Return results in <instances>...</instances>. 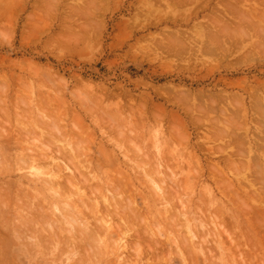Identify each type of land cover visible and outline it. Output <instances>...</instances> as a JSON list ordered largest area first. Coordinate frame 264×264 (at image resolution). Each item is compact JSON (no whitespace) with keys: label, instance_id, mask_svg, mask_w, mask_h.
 <instances>
[{"label":"rangeland","instance_id":"374dc122","mask_svg":"<svg viewBox=\"0 0 264 264\" xmlns=\"http://www.w3.org/2000/svg\"><path fill=\"white\" fill-rule=\"evenodd\" d=\"M197 2L202 6L201 19L206 24L201 29L193 27L185 35L168 24L145 30L139 14L131 21L139 26L131 29L117 17L105 26L111 33L107 42L109 49L122 48L125 37L137 35L136 50L131 59L126 54L104 59L96 52L99 47L96 0H0V163L6 162L0 166V199L5 201L0 200L3 203L0 204V236L5 241L0 239L3 241L0 245L14 250L22 264H79L81 261L80 264H139V261L164 264L170 254L176 264H192L194 260L196 264H259L261 261L264 264V240H261L264 233H260L264 232V142L249 126L247 114L241 113L226 94L214 92L211 85L207 90L191 91L162 78L163 69L153 73L155 78L146 77L139 70L140 66L175 62L191 54L193 49L204 57L210 54L215 58L223 54L220 39L229 46L247 43L243 36L232 35L230 39L231 34L216 35L219 31L216 20L221 18L218 9H222L221 3L226 4L225 0ZM141 12L150 19L155 18L157 23L170 15L173 20L191 15L187 0H143ZM249 104L257 117L264 113V98L258 92L250 97ZM39 115L48 124L46 127ZM51 116L57 119L53 126L57 125L59 133L50 128ZM221 128L225 132L221 133ZM55 133L57 136L65 133L66 138L61 136L64 140L59 137L60 140ZM44 136L51 138L53 144L48 145L51 142L45 141ZM65 143L67 146H63ZM58 144L62 145L59 153L66 154V158L68 152L72 151L75 156L79 154L76 149H80L79 159L74 157L70 165L83 160L79 165L89 179L84 183L86 187L82 184L85 180L79 181L78 175H74L78 186L84 185L75 192L65 174L74 171L79 174L78 169L68 167L70 162L56 154L57 150L51 153L59 162L58 158L63 157L65 161L60 163L68 165L66 168L71 171H64L65 166L48 155L49 149L45 147L59 149ZM30 150L41 156L46 153L45 157H33ZM52 160L60 164L61 178L51 177ZM47 161L48 165L50 161L52 164L48 166ZM21 162L29 167L22 166ZM40 162L46 163L47 168ZM252 164L255 165L250 167ZM156 167L159 171L152 172L150 177L149 171H155ZM43 178L52 184L49 186L50 182ZM62 182L66 184L64 188ZM91 185L99 186L100 192L92 190ZM60 188L64 189V197L59 195ZM3 191H8L9 196ZM80 194L87 200V211L93 207L97 210L96 216L104 215L101 213L104 209L110 210L107 211L110 216L105 214L102 221L114 233L127 227L128 219L134 224L125 233L128 236L120 237L122 240L117 233L112 236L114 241L109 239V242L107 236H102L101 242L93 243L101 250L99 255L81 238L83 233L77 237L76 228L85 229L86 225L90 231L100 226L90 213L87 215L91 217H87L85 208L73 202L76 200L73 197L78 199ZM118 200L121 207L117 206ZM114 206L119 212L113 211ZM123 206L126 209L130 206L133 213L125 211ZM124 211L129 212L125 213L127 219L122 216ZM64 212L76 219V225L71 224V217L67 218ZM134 219L139 220L134 222ZM153 222L162 227L157 225L163 232L162 237L156 233ZM139 242L143 244L140 246L143 253L136 254L132 246ZM60 248H65L64 252Z\"/></svg>","mask_w":264,"mask_h":264},{"label":"clouds","instance_id":"9594fccd","mask_svg":"<svg viewBox=\"0 0 264 264\" xmlns=\"http://www.w3.org/2000/svg\"><path fill=\"white\" fill-rule=\"evenodd\" d=\"M142 2L143 0H96L95 7L99 16L97 29L99 47L96 52L104 59L125 54L131 59L136 50L134 45L137 35L125 37L124 47L113 46L111 50L109 49L107 42L111 38V33L105 26L117 17L125 22L126 28L131 29L139 26V24L131 23L139 14L145 30L153 27L158 29L161 25L168 24L174 30L178 28L181 35L205 23L201 19L204 11L197 0H187L191 15L175 20L170 15L166 20L162 19L160 23H157L155 18L150 19L143 15ZM225 2L234 7L224 11L225 7L222 4L221 18L217 22L219 31L216 35L243 36L247 38V43L229 46L224 40H220L223 54L215 58L210 54L209 57H204L193 49L191 54L179 57L175 62L149 65L147 68L140 66L139 70L146 77L155 78L153 73H159L163 69L165 75L162 78L170 79L191 91L207 90L211 85L214 92L221 96L226 94L236 103L241 113L247 114L249 126L260 135L264 142V113H260L257 117L249 104L250 97L257 92L264 98V0H225ZM229 11L232 12L231 15ZM242 24L245 27H242ZM0 264H22V262L15 257L14 250L0 245ZM192 264H196V261L194 260Z\"/></svg>","mask_w":264,"mask_h":264},{"label":"bare ground","instance_id":"6f19581e","mask_svg":"<svg viewBox=\"0 0 264 264\" xmlns=\"http://www.w3.org/2000/svg\"><path fill=\"white\" fill-rule=\"evenodd\" d=\"M47 1H48V0H47ZM49 1H50V0H49ZM48 3H49V2H48ZM223 3H224V2H223ZM174 4H175V3H174ZM48 5H49V4H48ZM221 5H222V3H221ZM223 5H226V6H224V7H225V8L223 9L224 11H228V9H230L231 7H234V6H232V5H229L228 3L223 4ZM223 5H222V6H223ZM222 8H223V7H222ZM214 10H215V8H214ZM218 10H220V11H218V12H221V9H218ZM212 12H213V11H212ZM229 14L231 15L232 12L229 11ZM205 17H206V16H205ZM215 17H216V16H215ZM209 18H210V17H209ZM212 18H213V17H211L210 19H212ZM216 18H217V17H216ZM219 18H220V16H219ZM212 20H213V19H212ZM219 20H220V19H219ZM219 20H216V27H217V21H219ZM210 21H211V20H210ZM205 24H206V23H205ZM207 24H208V23H207ZM208 25H210V24H208ZM214 25H215V24H214ZM242 26H243V25H242ZM208 27H209V26H208ZM216 27H215V28H216ZM199 29H201V28H199ZM213 30H214V29H213ZM207 32H208V31L206 30V33H207ZM209 33H210V32H209ZM209 33H208V34H209ZM212 33H213V32H212ZM212 33H211V34H212ZM220 36H221V35H220ZM205 37H206V36H205ZM211 37H213V36H211ZM230 37H232V35H230L229 38H230ZM213 38H215V37H213ZM225 38H226V37H225ZM217 39H218V38H217ZM227 39H228V37H227ZM227 39H226V40H227ZM230 39H231V38H230ZM206 40H207V39H206ZM212 40H213V39H212ZM212 40H210V41H211L210 43L213 42ZM220 40H222V39H220ZM183 41H184V40H183ZM199 42H200V41H199ZM207 42H208V41H207ZM215 42H216V41H215ZM194 44H195V43H194ZM181 45H183V44H181ZM196 45H197V44H196ZM202 45H205V44H202ZM207 45H208V44H207ZM217 46H218V45H217ZM220 46H222V45H220ZM204 47H206V46H204ZM207 47H208V46H207ZM182 48H183V47H182ZM184 48H185V47H184ZM199 48H200V46H199ZM212 48H213V47H212ZM217 48H218V47H217ZM210 49H211V48H210ZM186 98L188 99V97H186ZM255 100H256V99H255ZM120 103H121V102H120ZM45 105H46V104H45ZM260 105H261V104H260ZM122 106H123V105H122ZM258 106H259V105H258ZM258 106H257V107H258ZM259 107H260V106H259ZM261 107H262V106H261ZM261 107H260V108H261ZM263 107H264V106H263ZM41 108H42V107H41ZM122 108H124V107H122ZM252 108H254V107H252ZM260 108H259V109H260ZM42 109H43V108H42ZM124 109H125V108H124ZM237 110H238V109H237ZM237 110H236V111H237ZM252 110H253V109H252ZM257 110H258V109H257ZM261 110H263V109H261ZM253 111H254V110H253ZM234 113H235V112H234ZM261 113H262V112H261ZM7 114H8V113H7ZM48 115H49V114H48ZM5 116H6V114H5ZM52 116H54V115H52ZM52 116H51L50 119L53 121V123H52V127H50V128L52 129V132L57 131V132L59 133V131H58V127H56L57 125L53 126V124H55V123L57 122V119H55V117H54L55 120H53V119H52V118H53ZM38 117H39V118L41 117V122H43V118H42L43 116H42V115H41V116L39 115ZM45 117H46V116H45ZM45 117H44V118H45ZM49 117H50V116H49ZM46 118H47V117H46ZM4 119H5V118H4ZM8 119H9V118H8ZM0 120H1V119H0ZM46 121H48V120H46ZM60 121H61V120H60ZM60 121H58V122H60ZM3 122H4V121H3ZM41 122H40V123H41ZM54 122H55V123H54ZM30 123H31V122H29V124H30ZM33 123H34V122H33ZM40 123H39V124H40ZM48 123H49V122H48ZM232 123H233V122H232ZM27 124H28V123H27ZM29 124H28V125H29ZM41 124L43 125V127H46V126L48 125V124H44V122L41 123ZM2 125H3V124H2ZM31 125H32V124H30L29 126L31 127ZM42 125H41V126H42ZM44 125H45V126H44ZM230 125H231V124H230ZM3 127H4V126H3ZM54 127H56L57 129H54ZM32 128H33V126H32ZM32 128H31V129H32ZM47 128H49V127H47ZM33 129H34V128H33ZM53 129H54V130H53ZM60 129H61V128H60ZM46 130H47V129H46ZM49 130H50V129H49ZM221 130H222V128H221ZM23 131H24V130H23ZM223 131H224V130H222L221 133H222ZM28 132H29V131H28ZM28 132H27V133H28ZM32 132H33V130H32ZM217 132H218V129H217ZM224 132H225V131H224ZM23 133H25V132H23ZM48 133H49V132H48ZM48 133L46 132L45 134H48ZM21 134H22V133H21ZM25 134H26V133H25ZM33 134H34V133H33ZM55 134H56V133H55ZM26 135H27V134H26ZM26 135L24 136V138L26 137ZM28 135H30V134H28ZM74 135H75V133H74ZM77 135H78V134H77ZM217 135H218V134H217ZM220 135H221V134H220ZM31 136H33V135L31 134ZM48 136L52 137V135H50V134H49ZM61 136H63V138H64V137H65V133H64V134H60V135H58V136H57V134H56V138H59V137L62 138ZM0 137H1V136H0ZM44 137H45V136H44ZM75 137H77V136L75 135ZM217 137H218V136H217ZM220 137H221V136H220ZM45 138H46V139L43 138L45 141H47V139H49L48 137H45ZM60 138H59V139H60ZM63 138H62V140H64L66 137H65L64 139H63ZM77 138H78V137H77ZM129 138H131V137H129ZM133 138H134V137H133ZM20 139H21V138H20ZM34 139H35V138H34ZM37 139H38V138H37ZM54 139H55V138H54ZM260 139H261V138H260ZM260 139H259V140H260ZM49 140H50L49 142H51V143H49L48 145H52L53 142L51 141V138H50ZM60 140H61V139H60ZM66 140H67V139H66ZM129 140H130V139H129ZM129 140H128V141H129ZM131 140H132V138H131ZM131 140H130V141H131ZM29 141H30V140H29ZM80 141L82 142V140H80ZM80 141H79V142H80ZM54 142H55V141H54ZM79 142H77V143H79ZM60 144H61V141H60ZM60 144H58V145H59V149H58L57 147L55 148V147H53V146H51V147H53V149H52L50 146H48V148L45 147V149H49V150H50V152H49V150H48V153H49L48 155H52V156H53V154L51 153V150H53V151H54V150H57V151L59 150V151H61V150H60V148H61L60 146H62V145H60ZM40 145H42V144H40ZM65 145H66V143H65L63 146H65ZM46 146H47V145H46ZM66 146H67V145H66ZM79 146H81V145L79 144ZM40 147H41V148H44L43 145L40 146ZM49 147H50L51 149H50ZM77 147H78V146H77ZM258 147H259V146H258ZM21 148H22V147H21ZM72 148H73V146H72ZM80 148H81V147H80ZM261 148H263V147H261ZM1 149H2V148H1ZM45 149H44V150H45ZM61 149H62V148H61ZM69 149H70V148H69ZM73 149H74V148H73ZM239 149H240V148H239ZM239 149H238V152H239ZM241 149H242V148H241ZM74 150H75V149H74ZM79 150H80L79 148H78V150L76 149V151L80 154L81 152H79ZM81 150H82V149H81ZM260 150H261V149H260ZM1 151H2V150H1ZM57 151H55L54 153H56ZM59 151H58V153H56V154H60V156H63V155H61V152L59 153ZM69 151H71V150H69ZM29 152L33 155V157H34V156H39V157H42L41 159H43V156L46 154V153H41V154L43 155V156H41L40 154H38V153H36V152H31V150H30ZM67 152H68V151H67ZM77 152H76V153L74 152V153H75V154H78ZM33 153H34L35 155H34ZM39 153H40V152H39ZM50 153H51V154H50ZM236 153H237V152H236ZM239 153H240V152H239ZM31 154H30V155H31ZM67 154H68V158H69V155H70V160H68V158L65 157V156H67V155L64 154L63 157L66 158V162H68V161H69V162H70V161L73 162L72 160L75 161L76 158L79 159L78 157L81 155V154H80V155L78 154V155H75V156H74V154H73L72 151H71V152H68ZM82 154H83V153H82ZM30 155H29V156H30ZM102 155H103V154H102ZM255 155H256V154H255ZM29 156L27 155L26 157H29ZM46 156H47V155H46ZM54 156H55V155H54ZM54 156H53V157H54ZM256 156H257V155H256ZM44 157H45V156H44ZM63 157H62V158H58V160L63 161ZM71 157H72L73 159H72ZM74 157H76V158H74ZM30 158H31V156H30ZM30 158H29V159H30ZM255 158H256V157H255ZM47 159H48V157H47ZM52 159H53V158H52ZM54 159H56V158L54 157ZM101 159H103V158L101 157ZM44 160H46V158H44ZM104 160H105V159H104ZM104 160H102V161H104ZM22 161H23V160H22ZM26 161H28V160H26ZM61 161H60V162H61ZM64 161H65V160H64ZM64 161L61 162V163H64ZM256 161H257V160H256ZM19 162H20V160H19ZM55 162L57 163V162H59V161H57V159H56ZM60 162H59V163H60ZM71 162H70V163H67V164H68V165H70V164L72 165ZM82 162H83V160H82ZM82 162H77V160H76V163L73 164L74 166L76 165V168H75L74 166H71V165H70V166H68V165L65 166V164H61V163H60L62 166H65L64 168H66V167L68 166V167H72V169H78L79 174H78V173H75V174H74V172H76V171H74L73 174H71L70 172H67V173H69L70 176L67 175V174H65L66 176H68V177L65 178L66 181H67V178H69V181H67V182L69 183V185H70V186L72 185L73 189H74V187L76 188V189H75V192H76V190H79L81 187H83L85 184H87V183H86L87 176H86V174H84V172H82V170L80 169V165H79V163L83 164ZM105 162H107V161L105 160L104 163H105ZM246 162H247V161H246ZM1 163H2V164H5L6 162H5V160H4V163H3V162H1ZM1 163H0V166L2 167L3 165H2ZM23 163H24V162H23ZM23 163L21 162L22 166L25 165L26 168L29 167V166H27L28 164H23ZM26 163H27V162H26ZM46 163H47V165H48L49 161H47ZM46 163L42 164V163L40 162V165L42 164V165H44L43 167H46V168H47ZM52 163L54 164V161H53V160H52ZM52 163H51V161H50V164H49V165H51ZM59 163H58V164H54V166L52 165V166L54 167V168L52 169L53 172L51 173V177H52V178H61V177H62V175H60L61 172H62V170H61L62 168H61V166H60ZM238 163L240 164L241 162H238ZM21 164H20V165H21ZM241 164H242V163H241ZM243 164H245V163H243ZM256 164H257V163H256ZM42 165H41V166H42ZM45 165H46V166H45ZM49 165H48V166H49ZM254 165H255V164H252V165H250V167H251V166L253 167ZM259 165H260V164H259ZM245 166H246V165H245ZM260 166H261V165H260ZM1 167H0V169H1ZM8 167H9V165H8ZM73 167H74V168H73ZM236 167H237V166H236ZM11 168H12V167L10 166V169H11ZM239 168H241V166H240ZM242 168H244V165H243ZM257 168H258V167H257ZM234 169H236V168L234 167ZM237 169H238V168H237ZM244 169H246V168H244ZM252 169H253V168H252ZM11 170H12V169H11ZM66 170H68V168H66L64 171H66ZM150 170H151V169H150ZM152 170H153V169H152ZM152 170L149 171V173H148V174L150 175V177H151L152 172L154 173V172H157V170L159 171V168L156 167L155 171H152ZM239 170H240V169H239ZM241 170H242V169H241ZM241 170H240V171H241ZM250 170H251V169H250ZM256 170H257V169H256ZM258 170H260V169H258ZM64 171H63V172H64ZM68 171H71V168H69ZM72 171H73V170H72ZM219 171H220V170H219ZM240 171H239V172H240ZM242 171H243V170H242ZM243 172H244V171H243ZM8 173H9V172H8ZM48 173H50V172H48ZM252 173H254V172H252ZM158 174H159V172H158ZM158 174L156 173V175H158ZM220 174H222V173H220ZM261 174L263 175V173H261ZM72 175H73V176H72ZM74 175H78V176H77V178H78L77 180H79V181H83V180H85V182H84V181H83V183L81 182L82 184H84V183H85V184L82 185L81 187H79V186H78V183H79V182H77V180L74 179V178H76V176H74ZM79 175H80V177H79ZM253 175H254V174H253ZM258 175H260V174H258ZM158 176H159V175H158ZM158 176H157V177H158ZM256 176H257V174H256ZM159 177H161V176H159ZM262 177H264V176H262ZM26 178H27V176H26ZM70 178H71V179H70ZM72 178H73V179H72ZM81 178H82V179H81ZM152 178H153V177H152ZM155 178H156V177H155ZM43 179H44V178H43ZM50 179H51V178H50ZM257 179H258V178H257ZM36 180H37V179H36ZM44 180H45V179H44ZM52 180H53V179H52ZM87 180L89 181V179H87ZM31 181H32V180H31ZM45 181H47L48 183L50 182V181H48L47 179H46ZM45 181H44V182H45ZM162 181H163V179H162ZM260 181H261V180H260ZM260 181H259V183H260ZM21 182H22V181H21ZM58 182H59V180H58ZM58 182H57V183L54 182V183H55V184H58ZM154 182H156V181L154 180ZM159 182H160V181H159ZM159 182H158V184H159ZM33 183H34V182H33ZM45 183H46V182H45ZM48 183H47V186H48ZM59 183H60V182H59ZM62 183L64 184V182H62ZM62 183H61V185L63 186L62 188H64V186H65L66 184L63 185ZM68 183H67V184H68ZM156 183H157V182H156ZM160 183H161V182H160ZM257 183H258V182H257ZM50 184H52V183L50 182V183H49V186H50ZM262 184H263V181H262ZM69 185H68V186H69ZM1 186H2V185H1ZM49 186H48V187H49ZM54 186H55V185H54ZM68 186H67V187H68ZM119 186H120V185H119ZM159 186H160V185H158V187H159ZM56 187H57V186H56ZM56 187H55V188H56ZM59 187H61V186L59 185ZM67 187H66V188H67ZM72 187H71V188H72ZM85 187H86V185H85ZM96 187H97V186H96ZM96 187L94 188V186H93V187H92V185L90 186V188H91L92 190H96V191H97L96 193L100 192V187L98 186L97 189H96ZM115 187L117 188V186H115ZM122 187H123V186H122ZM3 188H4V187H3ZM62 188H60V190H61ZM66 188H65V191L67 190ZM87 188H88V187H87ZM98 188H99V189H98ZM6 189H7V188H6ZM73 189H72V194H73V192H74ZM81 189H82V188H81ZM91 189H90V190H91ZM113 189H114V188H113ZM120 189H121V188H120ZM122 189H123V188H122ZM2 190H3V189H2ZM7 190H8V189H7ZM68 190H69V188H68ZM88 190H89V189H88ZM92 190H91V191H92ZM256 190H258V189H256ZM8 191H9V190H8ZM8 191H7V192H8ZM3 192H5V191H3ZM7 192H5V196H6V197H7V195L9 196V192H8V193H7ZM19 192H20V191H19ZM68 192H69V191H68ZM75 192H74V193H75ZM84 192H85V191H84ZM116 192H118V190H117V191L114 190V193H116ZM6 193H7V194H6ZM79 193H80V191H79ZM91 193H93V192H91ZM91 193H90V194H91ZM254 193H255V192H254ZM261 193H262V191H261ZM21 194H22V193H21ZM57 194H58V193H57ZM82 194H83V193H82ZM82 194H80V196H79L78 199H77V197H73V198H76V200H73V202H75L76 204L78 203V204H77L78 206H80L81 208H85V209H83V210H84V211H85V210L87 211V208H86V207H87V206H86V202H87V200H84V199L81 197ZM87 194H88V193H87ZM90 194H89V195H90ZM59 195H61V197H62V196H63V197L65 196L64 189H62V191H61V193H60ZM85 195H86V194H85ZM98 195H100V194H98ZM112 195H113V194H112ZM5 196H4V197H5ZM91 196H93V195L91 194ZM4 197H3V198H4ZM56 197H57V196H56ZM93 197H96V194H95V196H93ZM113 197H114V196H113ZM115 197H116V196H115ZM8 198H9V197H8ZM57 198H58V197H57ZM59 198H60V197H59ZM97 198H98V197H97ZM97 198H95V199H97ZM110 198H112V197H110ZM110 198H109V199H110ZM262 198H263V197H262ZM71 199H72V198H71ZM112 199H113V198H112ZM125 199H126V198H125ZM0 200H1V199H0ZM7 200H10V199H7ZM56 200H57V199H56ZM115 200H116V198H115ZM126 200H130V199L127 198ZM1 201H2L3 203H5L4 199L1 200ZM41 201H42V200H41ZM57 201L59 202L60 200H57ZM18 202H19V201H18ZM110 202L113 203L111 199H110ZM110 202H109V203H110ZM3 203H2V204L0 203V204L3 205ZM22 203H26V202H22ZM75 203H73V204H75ZM129 203H130V202H129ZM19 204H20V202H19ZM38 204H39V203H38ZM117 204H118L117 206H120V207H121V204H122V203L120 204V203H119V200H118ZM119 204H120V205H119ZM131 204H133V202H132ZM27 205H28V206H31V204H27ZM27 205H26V208H27ZM89 205H90V204H89ZM111 205H112V204H111ZM127 205H129L128 202H127ZM141 205H142V204H141ZM4 206H5V205H4ZM22 206H23V204H22ZM39 206H40V205H39ZM39 206H38V207H39ZM124 206H125V205H124ZM124 206H123V207H124ZM5 207H6V206H5ZM5 207H4V208H5ZM17 207H19V206H17ZM80 207H79V208H80ZM109 207H110V204H109ZM112 207H113V206H112ZM114 207H115V206H114ZM125 207H126V206H125ZM125 207H124V210H125V211H127V210L130 209V206H127V207H129V209H126ZM40 208H42V206H41ZM115 208H116V207H115ZM88 209H89V210H88L87 212L85 211V212H86V215H87V213H90L91 216H93V218L95 217V221H99V222H98L99 224H98L97 226H99V225H100V226H99V227H96V226H94L95 224L92 223V224H93L92 226H94V229H93L92 227H90V228H92V229H91L90 231H88L86 225H85V229H84V228L82 229L80 226H79L80 228H76V227L79 225V224H77V226H75L76 229H75V228H74V229H75V230L78 229L77 231H78V234H79L80 236L77 235V237H81V236H82L81 234L83 233V236H84V237L82 236L81 238H82V239L84 238V240L86 241V243L88 242L87 245H88L90 248H92L91 246H93V250H94L93 252H95V250H97V254H98V255L101 254L102 252H101L100 249L98 250V248H97L98 246H97V247L95 246V245H96L95 242H99L100 239H101L100 237H102V236H107V237H108V241H109V239L112 240V241H114L115 239L112 238L113 234L115 235V234L118 233V235H119L118 239H119V238H120L122 235H124L127 231H129L130 229H133V228H134V227L129 228V227L131 226V224H132V223H131L132 221H129V219H128V221H127V222H128L127 227H125V228H122V227H121L122 230L124 229V231H122V230H116L117 232L114 233L112 230H110L111 228L109 229L106 225H104L105 223H103V221H102L103 218H105V217H104L105 214L110 216V214H108V212H107V211H110V210H107V209L105 210V209L103 208L104 211H103V210L101 211V209H98L99 211H101V213L104 212V215H98V216H96V215L94 214V212H97V210L95 211V210L93 209V207H89ZM117 209H118V207H117L116 209H114V210L112 209V210L115 211V210H117ZM29 210H30V208H29ZM35 210H36V209H35ZM62 210H64V209H61V211H62ZM112 210H111V212H113ZM118 210H119V209H118ZM118 210H117V211H118ZM120 210H121V209H120ZM131 210H132V209H131ZM133 210H134V208H133ZM36 211H37V210H36ZM64 211H65V210H64ZM84 211L80 210L81 214L85 215ZM125 211H124V214L120 213V215L122 214V216H125V215H126L125 213H127V212H125ZM136 211H137V209H136ZM136 211H135V212H136ZM41 212H42V211H41ZM41 212H40V214H41ZM62 212H63V211H62ZM105 212H106V213H105ZM118 212H119V211H118ZM121 212H123V211H121ZM129 212H130V213H133V212L130 211V210H129ZM129 212H128L127 214H129ZM135 212H134L133 216L135 215ZM35 213H36V212H35ZM37 213H38V211H37ZM37 213H36V214H37ZM64 213H66V212H64ZM99 213H100V212H99ZM141 213H142V212H141ZM90 214H89V215H90ZM114 214H115V212H114L112 215H114ZM138 214L140 215V212H139ZM66 215H67V216H66ZM66 215H65V216L68 218V215H69V214L66 213ZM86 215H85V216H86ZM89 215H87L88 218L91 217V216H89ZM38 216H39L40 218H42V216H40V215H38ZM69 216H70V215H69ZM74 216H75V215H74ZM109 216H108V217H109ZM118 216H119V214H118ZM122 216H121V217H122ZM140 216H142V215H140ZM140 216H139V217H140ZM34 217H36V216H34ZM39 217H37V218H39ZM48 217H49V216H48ZM70 217H71V220H70L71 224H73V226L76 225V222H77L76 219H75L74 217H72V216H70ZM126 217H127V216H125V218H126ZM130 217H131V215H130ZM139 217H138V218H139ZM144 217H145V216H144ZM144 217L142 216L143 219H144ZM172 217H174V216H172ZM37 218H36V219H37ZM88 218H87V219H88ZM128 218H129V217H128ZM135 218H136V217H135ZM42 219H43V218H42ZM42 219H39V220H42ZM45 219H46L45 221H47V222L49 221L46 217H45ZM83 219H84V218H83ZM126 219H127V218H126ZM126 219H125V220H126ZM139 219H140V218H139ZM139 219H138V220H139ZM34 220H35V219H34ZM123 220H124V218H123ZM135 220H136V221H135ZM138 220H137V219H134V222H137ZM141 220H142V219H141ZM141 220H140V221H141ZM35 221H36V220H35ZM39 222H40V221H39ZM41 222H43V220H42ZM66 222H67V221H66ZM104 222H105V221H104ZM141 222H142V221H141ZM141 222H140V223H141ZM156 222H157V221H156ZM35 223H36V222H35ZM35 223H31V224H35ZM100 223H101V224H100ZM26 224H27V223H26ZM42 224H45V223L43 222ZM55 224H56V222H55ZM110 224H111V223H110ZM110 224H109V225H110ZM126 224H127V223H126ZM150 224H151V223H150ZM62 225H63V224H62ZM115 225H116V224H115ZM132 225H134V224H132ZM142 225H143V222H142ZM153 225H155V226H153V227L155 228V227H157L158 223L156 224L155 222H153ZM172 225H175V224L173 223ZM16 226H17V225H16ZM28 226H29V225H27L26 229L29 228ZM139 226H141V225L139 224ZM148 226H149V225H148ZM18 227H20V226H18ZM56 227H58V226H56ZM158 227H161V226L158 225ZM158 227L156 228V231H157V232H156L155 230H154V231H155L156 233L160 234L161 237H162L163 232H162V230H160V228H158ZM24 228H25V227H24ZM39 228H40V227H39ZM96 228H97V229H96ZM112 228H113V227H112ZM142 228L144 229V227H142ZM161 228H162V227H161ZM262 228H264V227L262 226ZM1 229H2V228H1ZM26 229H25V230H26ZM40 229H41V228H40ZM118 229H119V228H118ZM147 229H148V228H147ZM149 229L152 230L151 228H149ZM2 230H3V229H2ZM7 230H8V229H7ZM18 230H19V228H18ZM68 230H69V229H67L66 232H67ZM30 231H31V230H30ZM38 231H39V230H38ZM58 231H59V230H58V228H57V232H58ZM130 231H131V230H130ZM141 231H142V230H141ZM145 231H146V227H145ZM3 232H4V231H3ZM19 232H20V231H19ZM31 232H32V231H31ZM35 232H36V231H35ZM55 232H56V231H55ZM68 232H69V231H68ZM71 232H72V231H71ZM151 232L153 233V231H151ZM155 232H154V233H155ZM226 232H227V230H226ZM1 233H2V232H1ZM4 233H5V232H4ZM74 233H75V232H74ZM80 233H81V234H80ZM260 233H264V232H260ZM58 234H59V233H58ZM68 234H69V233H68ZM71 234H72V233H71ZM144 234H145V233H144ZM22 235H23V234H22ZM118 235H116V236H118ZM125 235H127V234H125ZM151 235H152V234H151ZM230 235H231V233H230ZM25 236H26V235H25ZM56 236H57V235H56V233H55V234H54V237H56ZM59 236H60V235H58V237H59ZM69 236H72V235H69ZM127 236H128V235H127ZM40 237H41V236H40ZM72 237H73V236H72ZM231 237H232V236H231ZM261 237H262L261 240L263 241V240H264V234H262ZM48 238H49V237H48ZM48 238H47V239H48ZM50 238H51V237H50ZM52 238H53V236H52ZM61 238H62V236H61ZM74 238H75V237H74ZM122 238H123V237H122ZM125 238H126V237H125ZM0 239H2L1 236H0ZM7 239H8V238H7ZM7 239L5 238V240H7ZM56 239H57V238H56ZM66 239H67V238H66ZM66 239H65V241H66ZM68 239L71 240V238H68ZM75 239H76V238H75ZM105 239H106V238H105ZM2 240L4 241V239H2ZM2 240H0V242H3ZM51 240H54V239H51ZM51 240H50V241H51ZM62 240H63V239H62ZM70 240H68V241H70ZM120 240H122V239L120 238ZM120 240H119V241H120ZM185 240H186V238H185ZM234 240H235V239H234ZM234 240H233V241H234ZM7 241H8V240H7ZM50 241H49V242H50ZM54 241H56V240H54ZM172 241H174V240H172ZM187 241H188V240H187ZM4 242H5V241H4ZM100 242H101V241H100ZM109 242H110V241H109ZM115 242H116V241H115ZM137 242H138V241H137ZM51 243H52V242H51ZM53 243H54V242H53ZM63 243H64V242H63ZM78 243H79V242H78ZM78 243H77V244H78ZM93 243H94L95 245H92ZM111 243H113V242H111ZM117 243H118V242H117ZM170 243H171V242H170ZM188 243H189V242H188ZM3 244H6V243H3ZM64 244H65V243H64ZM66 244H67V243H66ZM71 244H72V242H71ZM89 244H91V246H90ZM113 244H114V243H113ZM133 244H134V242H133ZM159 244H160V243H159ZM166 244H167V243H166ZM180 244H181V243H180ZM46 245H48V244H46ZM87 245H86V247H87ZM115 245H116V244H115ZM120 245H121V244H120ZM142 245H143V244H142ZM142 245H140V242H139V243H135V245L132 246V248L135 247V250H134V251H137L136 254L143 253V251L140 250V248H141L140 246H142ZM161 245H162V244H161ZM181 245H182V244H181ZM186 245H190V244H186ZM236 245H238V244H236ZM6 246H7V244H6ZM66 246H67V245H66ZM71 246H72V245H71ZM78 246H80V243L78 244ZM78 246H76V248H77ZM81 246H82V245H81ZM110 246H111V244H110ZM110 246H109V247H110ZM239 246H240V245H239ZM244 246H245V245H244ZM8 247H9V246H8ZM8 247H7V248H8ZM47 247H49V246H47ZM84 247H85V246H84ZM84 247L82 246L81 248L84 249ZM94 247H96V248L94 249ZM111 247H112V246H111ZM114 247H115V246H114ZM125 247H126V246H125ZM182 247H183V246H182ZM254 247H255V246H254ZM7 248H6V249H7ZM44 248H45V247H44ZM70 248H71V247H70ZM72 248H73V247H72ZM90 248H89V249L87 248L88 251H91ZM118 248H119V246H118ZM118 248H117V249H118ZM142 248H143V247H142ZM169 248H170V247H169ZM186 248H187V247H186ZM252 248H253V247H252ZM252 248H251V249H252ZM66 249H67V247H66ZM109 249H110V248H109ZM112 249H113V247H112ZM114 249H116V247H115ZM127 249H128V248H127ZM239 249H240V248H239ZM255 249H257V248H255ZM61 250H63V252H64L65 248H60V251H61ZM84 250H86V249H84ZM160 250H161V249H160ZM253 250H254V249H253ZM71 251H72V250H71ZM86 251H87V250H86ZM86 251H85L84 253H85L86 256H87L88 254L86 253ZM255 251H256V250H255ZM258 251H259V250H258ZM63 252H62V253H63ZM91 252H92V251H91ZM161 252H163V250H162ZM169 252H170V251H169ZM259 252H261V250H260ZM95 253H96V252H95ZM165 253L167 254V251H165ZM261 253H262V252H261ZM59 254H60V253H59ZM92 254H93V253H92ZM136 254H135V257L137 256ZM157 254H158V253H157ZM169 254H170V253H169ZM239 254H240V253H239ZM246 254H247V253H246ZM141 255H142V254H141ZM167 255H168V254H167ZM240 255L242 256V254H240ZM248 255H249V253H248ZM248 255H247V256H248ZM95 256H96V255H95ZM162 256H163V254H162ZM250 256H251V255H250ZM250 256H249V257H250ZM259 256H260V255H259ZM259 256H258V257H259ZM84 257H85V255H84ZM87 257H88V256H87ZM91 257H93V256L91 255ZM99 257H100V256H99ZM101 257H102V256H101ZM137 257H139V255H138ZM142 257H143V256H142ZM157 257H158V256H157ZM157 257H156V258H157ZM258 257H257V258H258ZM82 258H83V257H82ZM88 258H89V257H88ZM88 258H85V259L83 258V259H84V260H87ZM94 258H95V257H94ZM94 258H93V259H94ZM133 258H134V257H133ZM133 258H132V259H133ZM97 259H98V256H97ZM135 259H136V258H135ZM138 259H140V258H138ZM142 259H143V258H142ZM160 259H161V258H160ZM242 259H243V258H242ZM84 260H83V261H84ZM88 260H89V259H88ZM98 260H100V259H98ZM133 260H134V259H133ZM136 260H137V259H136ZM161 260H162V259H161ZM257 260L259 261V259H257ZM260 260H261V259H260ZM80 261H81V259H80ZM93 261H94V260H93ZM134 261H135V260H134ZM162 261H163V260H162ZM241 261H242V260H240V262H241ZM243 261H245V260H243ZM78 262H79V261H78ZM81 262H82V261H81ZM81 262H80V263H81ZM94 262H96V261H94ZM129 262H131V261H129ZM136 262H138V261H136ZM141 262H142V261H141ZM141 262L139 261V264H141ZM168 262H170V264H176L177 261H175V259L171 258V254H170V257H167V258H166V263L168 264ZM261 262H262V261H261ZM261 262H260V263H261ZM80 263H79V264H80ZM125 263H126V262H125ZM134 263H135V262H134ZM166 263H164V264H166ZM260 263H259V264H260ZM263 263H264V260H263ZM132 264H133V263H132Z\"/></svg>","mask_w":264,"mask_h":264}]
</instances>
